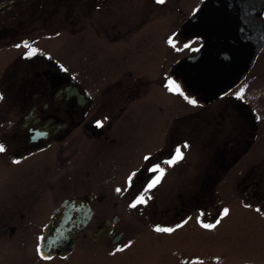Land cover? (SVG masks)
Returning a JSON list of instances; mask_svg holds the SVG:
<instances>
[{
	"label": "flooded vegetation",
	"instance_id": "obj_1",
	"mask_svg": "<svg viewBox=\"0 0 264 264\" xmlns=\"http://www.w3.org/2000/svg\"><path fill=\"white\" fill-rule=\"evenodd\" d=\"M117 1L0 0V79L6 77L0 89V145L5 149L0 152V264H109L110 259L120 264H193V254H186L189 250L166 243L181 241V234L193 236V229L198 232V227L204 229L202 224H215L226 217L219 188L226 199L236 198L244 211L254 210L257 215L248 214L264 232V123L260 118L264 96V0L235 1L232 20L242 46H258L259 52L250 57L239 83L214 98L215 93L209 90L208 95L204 90L200 93L202 88L194 78L191 91L181 66L187 56L204 47L202 38L186 35L182 27L208 0L195 4L176 32L178 45L183 39L198 41L193 48L188 47L187 56L171 63L165 55L159 68L158 60L153 58L151 69L150 57L144 58L150 43L144 37L135 41L133 35L146 27L152 10L147 7L137 17L132 11L124 15ZM172 3L177 5H170L172 12L180 13L181 6L193 0ZM165 21L158 19L166 28L175 22ZM166 41L165 54H181L182 48L173 49ZM25 42L37 49L35 55L27 56ZM86 44L93 48L89 54L94 62L121 61L111 71L109 82L97 78L92 87L84 76L75 79L71 74L69 59L77 50L78 58H84ZM146 60L147 68L134 65V61L143 65ZM116 72L119 76L112 80ZM170 81L196 103H182V95L169 91ZM160 95L164 109L161 117L154 118L151 101L159 102ZM97 122L102 127H97ZM151 128L157 129L154 138L149 137ZM196 140L208 143L199 149L205 153L201 163L193 165ZM185 145L189 150L186 158L175 165L166 163L177 148L182 151ZM107 155L112 156L108 168L101 163ZM155 166L164 169L165 174L145 194L157 175L150 171ZM59 181L92 191L61 199L38 196L39 184L45 190ZM109 183L127 190L129 196L107 197L106 192L96 191L101 186L108 188ZM177 188L180 190L172 194ZM193 188L197 189L195 195ZM142 194L146 203L131 207ZM90 195H94L90 202L92 217L74 247L64 255L43 258L38 248L54 213L65 202ZM231 211L235 212L233 208ZM194 212L201 218L193 222ZM237 214L245 218V214ZM124 215L133 217L126 220ZM139 219L147 223L148 229L133 234L132 221ZM207 219L214 222L206 223ZM106 221L111 222V228L100 230V237L95 239ZM186 225L189 233L181 232ZM218 225L205 232L216 231ZM157 227L175 231L157 232ZM33 231L34 243H30ZM143 236L150 244L154 236L164 243L157 247L147 242L142 245ZM20 247L28 252L26 262L23 258L17 261L15 255L13 263L4 261ZM121 248L123 251H117Z\"/></svg>",
	"mask_w": 264,
	"mask_h": 264
},
{
	"label": "rangeland",
	"instance_id": "obj_2",
	"mask_svg": "<svg viewBox=\"0 0 264 264\" xmlns=\"http://www.w3.org/2000/svg\"><path fill=\"white\" fill-rule=\"evenodd\" d=\"M200 2V0H193L192 4H187L184 7L181 6L180 13L172 12L170 5H174L172 3V0H165L163 4L165 6H161V4H158L156 0H118L117 4H121L123 6V14L126 15V11H132L133 16H141L142 12L145 10V8H149L150 10V18L149 23L146 25L144 29H140L138 33H135L133 35L135 41H140L141 38H145L147 42H149L148 51L145 54L144 58L150 57V69L153 67V58L154 60H158V67L160 61H162L163 56H167L169 61L171 63L175 62L178 59L184 58L187 56V54L190 52V49L188 47L193 48V44H196L197 40H182L180 41V45H178L177 40H175L176 32L178 30V27L184 23L187 18L191 15L195 4ZM193 6V8H192ZM262 7L264 8V1L262 2ZM144 9V10H143ZM143 10V11H142ZM156 11V12H155ZM159 11V12H157ZM168 13H174L169 15ZM165 20H173L174 24L173 27H167L163 26L158 22V19L161 22H164L163 16H165ZM170 17V18H169ZM166 22V21H165ZM172 40L174 45L172 48L178 49L179 47L182 48L180 55H174L165 54L166 50L164 49V43H166V40ZM86 50V56L79 57L78 58V50L76 51L75 55H72L69 59V66L70 70H73L71 74L75 79H77L80 76H84V78L89 82V86H95L97 78L102 79L104 82H109L111 79V71L115 69L118 63L121 61L119 59H115V62L112 63V60H100L97 62H94V60L90 59L91 55L89 53L93 52L92 46H89L86 44L85 46ZM73 52V51H71ZM143 52H139L138 54H135L136 56H140L143 54ZM9 52H4V57L6 60L8 59ZM177 53V52H176ZM264 53V50H263ZM134 65L141 68H147L148 62L147 60L143 63V65H140L139 62L134 61ZM97 69V70H96ZM119 76V73L116 72L115 75H113L112 80L116 79ZM6 77H3L0 79V89L4 87ZM95 80V81H94ZM184 95L181 97L182 103L185 102V96L189 97L188 94L184 91H182ZM1 96V93H0ZM161 96V95H160ZM2 99H0L1 101ZM153 106V117H161V111L164 109L165 101L161 96V100L159 102H156L154 100L151 101ZM150 103V106H151ZM262 111L260 112V118L263 117L264 123V96L262 97L261 102ZM152 108V107H151ZM185 113L184 110V104H182V114ZM157 135V129H150L149 131V137L154 138ZM185 140V139H183ZM208 143L206 140H196L193 141V156L192 161L193 165H196L197 163H201V155L205 154L204 151H200L203 149V147ZM194 145H196L194 147ZM200 149V150H199ZM197 150V151H195ZM151 152V151H150ZM184 158H186L189 154V150L183 146L182 149ZM199 156V157H198ZM200 158V162H199ZM112 160L111 155L103 156L101 163L108 168L109 161ZM264 160V157L263 159ZM109 169H113V167H110ZM203 174V173H202ZM72 175H70L71 177ZM172 177V176H171ZM170 177V178H171ZM264 180V178H263ZM54 182L52 186H50L48 189L43 188L42 185H38V196H52L55 197V199H61L66 196H73L75 194L78 195H84L87 194L90 190V188H77L72 187L69 184L66 183H60ZM66 182V181H64ZM171 185H169L170 187ZM172 190V189H171ZM180 189L177 188L176 191L171 192L172 194H175ZM97 192L107 193V197H116V198H124L128 197L129 193L127 190H121L117 191L116 188H113V185L109 183L108 188H96ZM197 189L193 188V195L196 194ZM218 194L220 195L219 198L223 199L224 202L222 205H225V208L228 210H235L233 213L232 211L229 212L232 215H228L225 218H222L220 220V223L218 225V228L216 231L212 233H206L208 229H203L201 227H198V232L193 229V236H189L188 234H181V241L176 242H167L166 244L169 245H175V246H181L183 250H189L186 254H193V262L196 261H209L213 264H247V262H251L253 264H264V232L263 229L260 227L259 222L256 220H253L251 216H249L248 213L257 215L256 213H253L254 210L247 209L244 211L245 207L243 208L240 204H238V200L236 198L232 199H226L225 194L223 192V189L219 188L217 189ZM193 209L196 210L197 208L194 207L196 203L193 201ZM253 208V207H252ZM254 209V208H253ZM206 210H203L202 212H205ZM237 211L245 214V218L238 216ZM200 212V211H199ZM236 213V215H234ZM126 220L128 218L133 217V215H124ZM200 214L197 212L193 213V222L194 219H200ZM206 223H213L214 221L212 219H207L205 221ZM264 224V223H263ZM37 223L33 224V227L35 228ZM264 228V227H263ZM132 233L135 234L136 231H144V229H148L147 223L143 221V219L132 221ZM36 231H33V235L31 238L29 237V242L34 243V235ZM183 233H189V225H186L185 228L181 230ZM191 237V238H190ZM18 238H21L19 236ZM15 239V238H14ZM24 240V237L22 238ZM21 240V241H22ZM146 242L149 245L155 244H163L164 241H161L160 238L154 236V238L151 240L152 244H150L146 236H143L141 240V244L144 245ZM187 246V247H186ZM157 247V246H156ZM190 247H193L192 249ZM27 250L24 248H18L15 251V254L13 256H5L4 261H10L14 262V255L17 261L20 258H23L24 261H27ZM109 264H120L119 262L115 260H107ZM18 264H21L20 261H18Z\"/></svg>",
	"mask_w": 264,
	"mask_h": 264
},
{
	"label": "water",
	"instance_id": "obj_3",
	"mask_svg": "<svg viewBox=\"0 0 264 264\" xmlns=\"http://www.w3.org/2000/svg\"><path fill=\"white\" fill-rule=\"evenodd\" d=\"M235 1L208 0L200 12L182 27L186 35H195L204 40L203 50L190 55L181 63L188 86L193 90L194 78L202 88L200 93L203 90L206 95L209 94L207 90L210 94L217 93L212 98L236 86L240 75L248 67L250 57L259 52L258 46H242L241 36L232 20ZM92 198L93 195H90L86 199L67 201L54 213L42 237L41 252L44 255H64L74 247L92 217ZM110 228V221L103 223L95 239L100 237V230Z\"/></svg>",
	"mask_w": 264,
	"mask_h": 264
},
{
	"label": "snow or ice",
	"instance_id": "obj_4",
	"mask_svg": "<svg viewBox=\"0 0 264 264\" xmlns=\"http://www.w3.org/2000/svg\"><path fill=\"white\" fill-rule=\"evenodd\" d=\"M156 2H157L158 4H163V3L165 2V0H156ZM169 44H172L173 46H175L174 43H173V41H172L171 39L169 40ZM18 47H19V45H18ZM24 47L29 49V51H28V53H27V56H28V57H31V56L35 55L36 52H37V49L32 48L27 42L24 43ZM168 89H169V91H171V92L179 93V94L182 95V96L184 95V93H183V92L181 91V89H180V86H179L178 84H176L174 81H170V82H169V84H168ZM184 98H185L186 100H188V102L191 103V104H195V103H196L195 100H189L187 96H185ZM0 99H3V97L0 96ZM97 127H102V124H101L100 122H97ZM184 147L187 148L188 145H185ZM4 150H5V149H4V146H3V145H0V152H3ZM148 159H149V157H145V160H148ZM183 159H184L183 152L181 151L180 148H177V149H176V152H175V155L173 156V158L170 159V160H168V161H166V163H168L169 165H175L176 163H178L179 161H181V160H183ZM15 162L18 163V161H15ZM150 171L157 173V175H156L155 178H154V179H153V180L147 185V187H146V189H145V194H146L147 192H149L151 189H153L154 187H156V185L160 183L161 179L163 178V176H164V174H165V173H164V169L160 168L159 166H155V167H153L152 169H150ZM134 175H135V174L133 173V176H134ZM131 181H132V176H130V177H129V180H128V182H129V186H131ZM117 191L119 192V191H121V190H120V189H117ZM144 203H146V200H145V198H144V194H142V195H141L140 197H138L137 200H136L132 205H130V206H131V207H136L137 204H144ZM257 211L259 212L260 209H257ZM228 214H229V210H228L227 208H225V209L223 210V216H227ZM219 223H220V220L218 219V220L216 221L215 224H202V226H203L205 229H214ZM155 231H157V232H169V233H170V232H172V231H175V229H171V228H160V227H157V228L155 229ZM39 251H40V249L38 248V252H39ZM117 251H123V249H122V248H121V249H117ZM41 255H42L43 258H48V257H44V256H43V253H41ZM193 264H203V262H202V261H196V262H193Z\"/></svg>",
	"mask_w": 264,
	"mask_h": 264
}]
</instances>
